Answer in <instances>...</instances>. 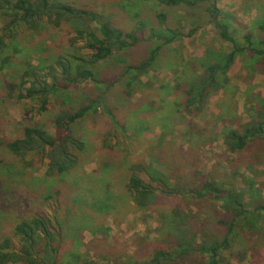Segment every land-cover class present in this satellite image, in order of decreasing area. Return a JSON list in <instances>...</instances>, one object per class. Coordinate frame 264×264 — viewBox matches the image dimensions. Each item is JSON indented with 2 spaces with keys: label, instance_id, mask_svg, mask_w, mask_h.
<instances>
[{
  "label": "rangeland",
  "instance_id": "1",
  "mask_svg": "<svg viewBox=\"0 0 264 264\" xmlns=\"http://www.w3.org/2000/svg\"><path fill=\"white\" fill-rule=\"evenodd\" d=\"M55 1L58 0H50ZM59 1L111 17L121 29L132 25L129 20L140 18L155 25L158 13L166 15L169 27L174 28L176 21H182L170 15L174 10L146 4L137 8L132 0ZM216 6L220 18L227 15L246 28L258 17L257 11L264 10V0H216ZM187 19L185 29H181L183 37L167 46L155 68L136 75L130 81V89L126 88L127 79L114 84L105 98L103 112L99 110L88 120L71 126L82 149L74 151L77 165L67 174L47 177L46 159L28 154L24 167L0 148V242L8 238L9 249L18 250L20 242L12 236L13 228L24 219L40 215L61 230L58 264H76L73 262L77 258L111 264L115 256L122 261L147 262L158 251L172 252L167 241L169 230L161 232L165 219L162 215L179 220L172 215L177 208L182 212L180 222L188 232L187 242L221 240L224 231L215 223L222 214L220 203L190 195L160 200L149 211L138 210L129 201L125 188L129 170L147 184L149 172H156L167 185L176 184L180 189V186L200 187L199 183L206 179L215 181L225 190H237L248 212H252V201L257 195H262L260 204H264V149L251 148L248 157L244 151L231 154L221 137L224 125L241 133L254 120L256 111L264 113V78L250 67L246 70L244 59L239 57L227 73L225 90L210 95L197 116L186 114L182 94L173 89L177 81L192 74L208 49L213 54L229 51L228 44L221 42L209 26L187 36L192 25V20ZM41 24L36 32L25 31L21 26L4 31L0 15V39L8 45L5 54H12L11 48L19 51L15 63L0 74L3 143L21 137L27 126L40 128L54 137V117L64 109L76 107L83 94L95 93L88 81L77 88L55 91L44 113L39 111L37 98L33 101L18 98L22 94L18 87L21 72L26 67L34 69L37 75L39 69L44 68L45 72L46 67L57 68L60 58L72 61L74 68L79 64L73 57L87 60L90 55L86 37L77 36L70 23L58 28L46 22ZM89 28L88 31L94 30L96 26ZM59 72L55 69L56 74ZM64 84L58 82L60 87ZM190 127L193 130L189 132ZM213 224L219 227L214 229ZM241 237L242 241L219 256L229 264H264L262 234L242 233ZM189 263L182 258L175 260V264Z\"/></svg>",
  "mask_w": 264,
  "mask_h": 264
},
{
  "label": "trees",
  "instance_id": "2",
  "mask_svg": "<svg viewBox=\"0 0 264 264\" xmlns=\"http://www.w3.org/2000/svg\"><path fill=\"white\" fill-rule=\"evenodd\" d=\"M132 1L137 8L146 4L174 10L175 13L170 15L182 21H176V27L172 28L166 22V15L158 13L154 17L155 25L147 18L146 20L140 18L129 20L132 25L121 29L111 17L95 11L77 9L59 0L55 2L0 0L4 31L13 26H21L25 31L36 32L43 25L42 22L54 28L60 27L63 23H70L72 31L77 36L86 37V50L90 52L87 60L72 58L79 65H83V68L79 65L73 68L72 61L60 58L56 64L57 68L46 67L45 72L44 68L39 69L37 75L31 67L22 70L18 86L20 90L22 89V94H19L18 98L40 100V113L46 111L48 99L55 91H65L68 87L77 88L76 86L84 81L90 82L95 91L93 94H83L76 107L64 109L54 117V137L40 128L27 126L23 129L21 137L9 139L5 143L0 141V148L6 150L22 166H27L24 158L33 153L48 161L45 172L47 177H61L76 167L78 159L74 151L80 152L82 145L73 136L71 126L83 122L99 110L102 111V108L106 107L105 98L114 84L127 79L126 88L130 89V81L135 80L136 75L155 68L167 46L183 37L181 29H185L187 17L192 20L187 36L209 26L221 42L228 44L229 51L213 54L208 49L195 65L198 72L195 69L185 80L177 81L173 89L182 94V105L186 114L191 117L197 116L204 110L210 95L225 90L228 84L227 73L233 63L240 58L244 59L243 65L246 70L250 67L264 78V10L257 11L258 17L251 22V26L243 28L227 15L220 18L221 13L216 6V0ZM118 11L128 14L122 9ZM91 25H95L96 28L88 31ZM7 48L8 45L0 39V56L3 53L0 59V74L15 63V56L19 53L16 48H11L12 54L10 52L5 54ZM55 69H59V74L55 73ZM58 82L65 84L60 87ZM189 129V132L193 130L191 127ZM221 137L227 152L231 154L244 151L248 157L252 154L249 153L251 148L264 149L263 111H256L254 120L245 125L241 133L224 125ZM149 173L148 179L150 184L156 186L154 188L143 182L133 170H129L127 174L126 192L129 201H132L138 210L149 211L157 206L160 200H170L179 196L207 198L216 204L220 203L222 214H219V220L215 223L221 226L223 236L221 240L209 239L190 244L187 242L188 232L184 229L185 225L180 222L182 212L177 208L173 209L172 215L179 220L162 215L165 219L161 232L169 230L167 241L169 240L171 244L172 252L158 251L147 262L122 261L120 256H115L111 264H175V260L181 258L184 263L190 261L189 264H229L226 258L219 255L228 251L237 241H242V233L257 232L264 238V204H260L263 203L262 195H257V198L253 199L252 212H248L244 209L243 199L237 190H225L215 181L206 179L199 183L200 187L180 186V189L176 184L167 185L168 183L157 176L156 172ZM217 225L213 224L214 229L219 227ZM12 236L19 240L20 247L18 250L9 249L10 239L3 238L0 242V264H58L56 254L60 249L62 233L60 229L56 230L48 219L40 215L24 219L13 228ZM203 236L206 237V234ZM73 263L97 264L78 258Z\"/></svg>",
  "mask_w": 264,
  "mask_h": 264
}]
</instances>
